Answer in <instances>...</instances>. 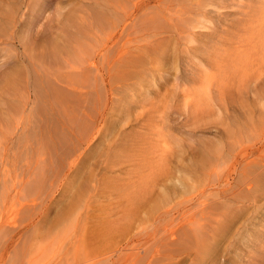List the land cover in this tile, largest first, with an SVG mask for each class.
I'll return each instance as SVG.
<instances>
[{
    "label": "bare ground",
    "instance_id": "1",
    "mask_svg": "<svg viewBox=\"0 0 264 264\" xmlns=\"http://www.w3.org/2000/svg\"><path fill=\"white\" fill-rule=\"evenodd\" d=\"M235 1L95 0L94 4L96 8H94L95 6L93 7L95 9L93 16L95 15L100 20L103 19V23L99 29L100 33L98 32L100 34L99 38L97 37L98 35L95 36L96 34H94L98 41L92 35L90 37L93 40L95 39L94 42H97L99 47L96 48L95 44V47L91 45L93 46L92 49H82L83 47L79 49L73 48L74 50L56 49L53 53V59L50 60L49 58L50 61L47 59L48 62L43 61L33 65V70H30V66L28 67V64H25L24 59L21 60L24 69L22 68V72L9 76L10 80L7 82V91L5 92L9 101L3 104L4 107L0 106V239L2 237L0 241V261L5 257V252L13 243V238L15 237L11 214V211L14 209L13 207H18L17 210L20 209L21 211L34 209L35 212L38 211L36 213L38 214V221L36 223H47L45 221H48L49 215L47 213L53 207V205L50 206L53 203L52 201L59 198L65 199L66 196L64 198L63 193L67 192V185L72 183L71 177L74 176L73 174L75 172L84 169L81 165L84 163V159H87L88 155L82 159L81 153L88 154L95 147V144H90L98 138L102 139L106 137L119 111H126V108L128 106L130 107L132 103H137L139 100V102L143 101L140 99L141 94H136L135 91L144 85L145 82L153 81L158 73V68L162 65L166 57L165 51L168 48L179 51L178 55H181L183 59H186L190 53L196 51L201 52L200 56L204 57L207 62L210 60L213 63L211 58L215 57L214 60L217 62L216 66L221 65L226 59L232 61L229 56L228 58H224L217 54L222 51L221 47L226 44L229 48H235L234 38L236 34H239L236 33V30L240 29L239 27H241L242 22H237L238 27L236 28V23L225 24L221 20L222 15L229 7L235 8L238 6L239 10L237 12L242 16L244 15L241 10V1L237 0L238 5H236ZM10 21L8 18L6 23ZM0 29L3 32V36L7 35L8 29ZM8 35L5 38L6 41H1V43L7 42ZM76 37L78 38V36ZM73 38L74 36L71 40ZM82 40L80 43L84 42V38ZM72 42L75 41L72 40ZM120 42L122 45H118ZM82 43L80 46H83ZM84 43L86 48H91L87 46L88 44L86 42ZM70 46L73 47V45ZM236 47L239 49L243 45L238 42ZM50 48L52 50L53 43ZM98 52L100 54H97ZM14 55L17 56L18 54L15 52ZM97 55L99 57L98 60H96ZM46 57L48 58V56ZM32 71L33 73L35 72L34 77H32ZM2 84L1 86L3 87ZM100 93L102 94L100 95ZM94 94L96 97L94 96V100L91 101V97ZM34 103L36 104L33 106ZM133 107H135L134 104L132 105ZM144 111L138 112L136 118L140 119L139 114L142 113L147 115ZM129 116L126 115L124 120L130 121L131 118L129 119ZM242 116H239L238 120L236 119V131L227 133L231 137L224 140L225 146L223 145L217 148L215 143L214 147L216 148L212 146V149L210 147V149L208 147H204V150L202 149L203 152H200L203 158L201 159L202 162L200 160V163H197L199 164V170L202 171L196 172L197 174L194 176L195 181L193 183L186 184V188L183 187L184 185L182 186L185 191L182 189L180 195H184L185 192L186 194L181 203L173 202L172 185H168L167 190H164L163 193L160 192L161 194H157L156 197H149L155 195L152 192H154L155 188L159 187L157 186V182L161 181L160 177H164L165 173H169L170 175V172H166V168H168L166 161H158L157 164L148 161V166H146L147 163H144L145 156L143 154V156L141 155V161H136L138 164H141L138 167L141 170L138 171L140 173L139 180L137 181L135 177V174L138 176L136 172L132 176L136 178V182L133 180L135 182V185L133 184L134 188L130 187L131 184H128L126 188L132 189L134 195L136 193L139 195L141 202L139 204L143 213L138 220L133 219L130 214L132 220L128 221L132 224L136 220L134 227L137 228L132 236H130V231L133 225L128 224V221H125L126 229H128L127 232H124L126 233V237L123 239L121 237L124 235L123 232H118L122 234L121 236L117 234L120 237L119 240L124 241V243H121L123 241H118L122 244L121 248L118 249L119 257L122 256L125 261L129 260L128 264H134L131 260L135 257L138 258V264L146 263L147 254H140L143 251L146 253L150 249L152 242L158 243L160 240L159 245L162 246L161 256L158 258V248L155 249V254L149 255V260L146 264H156L160 259H166V264H182L181 260L184 255L191 258L189 264H212L219 251L223 247H227V242L231 234L234 233L235 219L236 229H239V226L242 224L254 223L255 218L251 217V214L261 213L260 219H257L255 223L262 224V220L264 219V195L261 196L257 192L260 191L258 177L264 172V164H258L264 158V149H261L263 146L260 145L257 148L253 144L245 145L244 142L252 143L256 139H259L257 143L264 141L263 134H259L262 124H264V107L262 110L259 109L257 111L250 109L248 116L245 115L246 117L244 116L243 118ZM148 117L149 115L146 116V119ZM240 118L242 121H240ZM121 132H118L113 139L105 144V150L99 155L100 159L97 160L99 161V166L94 168L97 162L95 164L92 162L90 164L91 166L88 165L91 168L94 164L92 167L94 169L87 170L88 174L86 177L90 185L86 186L89 188H85V186L84 188L85 190L87 189L88 195H85L86 200H82L84 204L80 202V205H83V207L86 204L88 210L90 201L93 200L90 194L92 192H99L100 186L104 187L106 185H103L102 182V185L100 184L101 179L97 175L101 173L103 177H106L105 174H107V171L122 163L118 160V162H115L119 157L117 151L119 147H122L119 142L125 139L122 137ZM233 136H236V142L231 139ZM55 138H58V142L55 141ZM235 145L236 162L233 163V168H229L227 174L223 175L224 169L229 167L230 162L225 165L224 163L227 158H230ZM161 148L170 150V145L163 144ZM146 153L145 151L144 154L148 156V153ZM150 163L155 166L153 167ZM235 165L236 169L239 167L238 177L235 182L236 185L227 188L231 192L223 191L226 194H220L218 199H203L205 194L208 193V189H215L223 183V180L228 179L231 173L233 174ZM170 169L168 168V171ZM113 171L116 172V170ZM118 171L117 177H119ZM105 177L104 180L106 179ZM163 177L162 179L164 180ZM261 177L264 180V174H261ZM62 180L63 182H61ZM87 180L82 181L87 182ZM88 183L82 182L81 184L87 185ZM82 188H80V192H82ZM120 188L123 195V191H126L125 187L123 189V186H119V190ZM129 189L127 191L130 192ZM74 191L79 192L78 190ZM110 191L108 192L110 193ZM55 192L57 194L54 195ZM77 192L76 196L78 197L80 193L78 194ZM112 192L114 191L112 190ZM74 193L70 195L72 196ZM105 193L107 192L105 191ZM105 193L102 192V194ZM98 195L95 196L97 197ZM106 196L108 194H105ZM87 197L89 198L87 199ZM135 197L138 198L137 196ZM98 199L102 202L101 197ZM104 199L103 201L108 200L106 198ZM71 201L65 207L61 204L62 208L59 207L58 211L60 212H57L59 213L57 214L58 217L55 214L58 224L64 221H70V216L76 210L74 208L76 207L74 206L75 204L72 205L73 203ZM107 202L111 203L109 201ZM236 202L239 204H236ZM53 204L57 205L55 202ZM77 205L79 206V204ZM111 205L112 203L109 206ZM164 205L165 207L157 213ZM32 210L29 212L32 213ZM100 211H102L101 208ZM174 212H177V215H173ZM207 212H211L213 215L205 218ZM25 213L28 214L27 212H23L24 215H26ZM31 213L29 214L31 215ZM116 213L117 211L115 210ZM195 213L200 214L198 217H195ZM73 214L75 215V213ZM111 214H108L109 217L115 216L114 213ZM126 215L129 214H125L124 216ZM100 216L107 217L106 214L104 216L100 214ZM29 217L32 218V216ZM29 217L26 216L25 221L27 222L28 218L29 223L32 221L33 224V218L29 220ZM33 217H36V215H33ZM86 217H84L85 220ZM123 218L119 220H123ZM79 222L77 223L79 224ZM118 222L117 220L116 223ZM81 223H84V221ZM114 227L110 228V230ZM253 228H255L254 225ZM244 230L245 232L248 231V229L243 227L238 238L244 235ZM101 232L103 233L104 231ZM107 232L110 231L106 230L105 236L109 234ZM100 233L97 234L98 238ZM102 233L101 235H103ZM50 235H52L50 231L44 230L41 234L36 235V242H40V245L46 242ZM105 236L103 238L100 236L99 239L103 240ZM22 238L25 240L23 236ZM106 238L108 237L106 236ZM161 239L165 241L161 242ZM58 241L56 239V242ZM47 243L40 246L37 245V247H35L36 244L33 245L34 247L30 245L35 248L33 251H26L23 248L26 251L25 255L28 252V256L23 257L21 262L19 260V263H15V261L14 263L51 264L47 260L50 256L47 259L44 257L47 262L42 261V257L46 255L45 251L48 250ZM14 246H10V250H13V254L15 255L17 250L15 251ZM30 246L27 247L30 249ZM59 247L60 245L57 246L58 249ZM49 249L52 250L51 244H49ZM112 249L117 251L114 248ZM19 252L21 253V251ZM87 252L84 253V256ZM91 252L94 253V250H91L89 253ZM107 252L110 251L108 250ZM112 254L106 255L104 260H108ZM98 255L96 254L95 257H98ZM87 257L89 256L87 255ZM95 257L91 260V264L100 261V259ZM9 262L12 263L13 261H8V264H10ZM78 263L75 260L73 263L53 262L52 264Z\"/></svg>",
    "mask_w": 264,
    "mask_h": 264
},
{
    "label": "rangeland",
    "instance_id": "2",
    "mask_svg": "<svg viewBox=\"0 0 264 264\" xmlns=\"http://www.w3.org/2000/svg\"><path fill=\"white\" fill-rule=\"evenodd\" d=\"M240 1L242 3L241 10L244 14L243 16L237 12L239 8L238 6H236L235 8H227L226 12L222 15L221 18V20L225 24L236 23V28L238 27L237 22H242V24L240 25L241 27H239L240 29L236 30V33L239 34H236V37L234 38L236 44L235 48H229L228 45L224 43L226 45L222 44L224 45L221 47L222 51L217 54L220 57L224 58H228L229 56L232 61L226 59L225 62L220 61L222 62L221 65L216 66L217 62L214 60L215 57L211 58L213 60V63L210 60L207 62L204 57L200 56L201 52L196 51L194 53H190L186 59H183L181 58V55H178L179 51L175 49L171 50L170 48H168V50L165 51L166 57L162 65L158 68V73L154 77L153 81L148 83L145 82L144 85H142L137 91H135L136 94H141L140 99H142L143 101L139 102V100L137 103H132V105L134 104L135 107L132 108V105L130 107L128 106V108H126V111H119L116 115L117 118L115 119L113 126H111L112 128L110 129V131L107 132L106 137H103L102 139L98 138L92 144L89 143L90 145L95 144V147L92 149V151L90 150L89 153L87 150L88 154L81 153V156L83 157L82 159L86 158V155H88L87 159H84V163H81V166L84 169L75 172L73 174L74 176L71 177L72 183L67 185L68 189H66L69 193H63V197L65 198L66 196V198H59L52 201L53 203H57V205L51 203L50 206L53 205V207H51L49 209L50 212L48 211L47 213V215H49L48 221H45L47 223H36V221H38V214H36L38 211L35 212L34 209V211L32 209H29V211L32 210V213L22 210L23 212L31 213V215L29 213V215L26 213V215H24L20 209L17 210L18 207H13L14 209L11 211V214L12 220L14 222H12V227H14L15 229V237L13 238L14 244L12 243L10 246L13 247L15 245L14 249L15 251H17L14 255V251L10 250L11 247L9 246L4 255L5 259L1 258L2 260L0 261V264H8V261H13L12 263L9 262L10 264L19 263V260L21 262L23 257L28 256V252L27 255H25L26 251H33L35 249L33 248V245L36 244L35 247L39 245L40 242L37 243L35 237L36 235L41 234L44 230H48L52 234L50 235V237H48L49 239H47L48 243L47 241L42 243H47L46 245L48 246V250L45 251V254L47 256L44 255L42 257V261L44 262H47L48 260V262H51V264L53 262L73 263L76 260L80 264H91V260L96 256V254H99L98 257L95 258L100 259V261H97L95 264H128L129 260L125 261L122 256L119 257L120 254L118 249L121 248V243H124V241L119 240L120 237L118 235L120 233L118 232H123L125 236L122 234H120V236L122 235L121 237L124 239V237H126V233L124 232H127L128 230L126 229L125 221L127 222L128 220H132V218L138 220V218L143 213L142 208L140 207L141 202L139 195H137V193L136 195H134L132 189L131 192V190L128 188L130 190L129 192L126 188L128 184H131L130 187L134 188L133 184L135 185L136 178L137 181L139 180L138 178L140 173L138 171L141 170L138 167H140L141 164H138L137 162L141 159V157L143 155L145 156L144 163H147L146 166H148V161H150L151 163L154 162L153 164H157L158 161H166L168 164L167 167L172 169V171L171 169L170 171H168V168H166V172H170V175L169 173H165L164 177L160 175L161 181L157 182V186L159 187L155 188L154 192H152L155 195H152L151 193L152 196L149 197H156L157 194L163 193L164 190L166 191L168 185H172V199L174 198L173 202L181 203L183 202L182 199L186 194L185 192L184 195H180V192L183 189L182 186L184 185L183 187L186 188V184L193 183L195 181L194 176L198 172L202 171L199 170V164L197 163H200V160L203 159L200 152H203L204 147H214L215 143L217 148H220L223 145L225 146L226 144H224V140H227L231 137L227 133L236 131V119L238 120V117L242 115V118L245 115L248 116V111L250 109L257 111L259 109L262 110L264 107V0ZM94 2L95 0H0V28H2L3 30L8 29L7 35L10 33L8 35L7 42L1 43V41H6L5 38L7 35L3 36V32H1L0 29L1 107H4L3 104L9 101L8 96L5 95V92L7 91V82L10 80L9 76H13L18 72H22L24 69V65L21 61L22 59H24L25 64H28V67L30 66V70H33V65L39 64L43 61L48 62L47 59L49 60V58L50 60L53 59V53L56 49L74 50L73 48L79 49L82 47V49H92L93 46L95 47V44L96 48L99 47L97 42H94L95 39L93 40V38H96V40L98 41L97 37L99 38L100 36L99 29L102 26L103 19H101V21L100 18L96 17L95 15L93 16L95 11L94 8H96ZM235 3L236 5H238L237 0L235 1ZM8 18L11 21L9 23H6ZM94 34H96L95 36H98L95 37ZM75 35L78 36L79 39ZM91 35L93 38L90 37ZM73 36L75 39L73 38L72 40L75 42H72L71 40ZM83 38L84 42L88 44L87 46L91 48H86V46H84V42V44L81 42L83 46H80V41H83ZM238 42L239 44H242L243 47H239V49H237L236 46L238 45ZM52 43L53 48L51 50L50 47ZM122 43L120 42L118 45H122ZM70 45H73V47H71ZM15 52L19 56L14 55ZM97 54L100 53L98 52ZM46 56H48V58ZM98 59L99 57L97 55L96 60ZM31 73L33 74L32 77H34L35 72L33 73L32 71ZM5 79L6 81H4ZM1 84L3 85V87L1 86ZM101 94L102 93H100V95ZM94 96L95 94L91 97V101L94 100ZM142 102L144 106L142 105ZM35 104L36 103H34L33 106ZM144 109H146V111H144ZM140 111H144L145 114L147 113V115H149L148 119H146L147 115H144L143 113L139 114L141 117L140 119L136 118V115H138V112ZM243 111L244 114L246 113L245 115L243 114ZM239 113H241L242 115H239ZM126 115H130V121L124 120V117ZM240 121H242L241 118ZM118 132H121L122 137H124L125 139L123 138L124 140L120 141L124 144L119 142L120 146L122 145V147H119V150L117 151V155L119 157L115 162L120 161L122 163H119L120 166L118 165L111 169V172L107 171V174H105L106 177L104 176L106 178L105 180L101 173L97 175V177H100L99 179H101L100 184L102 185L103 183V185H106L104 187L100 186V193L96 192V194L95 192H92L90 194L93 200L91 198L92 201H90L91 203L89 206L90 212H88L89 210L87 208L88 206L86 207V204L84 205V207L83 205H80V202H82L83 199L86 200L85 198L88 195L87 189L85 190V188H89L86 186L90 185L86 177L88 174L87 170H90L94 166L95 162H97V165L95 164L94 168L99 166V161L97 160L100 159L99 155L105 150V144L109 140L113 139L118 134ZM259 134H263L264 138V124H262ZM231 139L236 142V136H233ZM55 141L58 142V138H55ZM61 141L63 142L62 139ZM257 141H259V139L253 140L252 143H244L245 145H256V148L258 145H260L263 146L261 147V149H264V141L262 143H257ZM163 144L170 145V150H167V148L162 149L161 147L163 146ZM143 151H146L148 153V156L145 155ZM138 155L139 157L137 158ZM92 162L94 164L90 168L88 165L92 164ZM229 162V167L224 169L223 175H226L227 170L229 168H233V163L236 162V145L231 152L230 158L226 159L224 165ZM193 163L195 164L193 165ZM258 164L263 165L264 158ZM154 166L155 165H153V167ZM238 169L239 167L236 169L235 165V171L233 172V174L231 173L229 178L223 180V183L221 185H218L215 189H208V193L205 194V197L203 199H218L220 194H226V192L223 191L231 192V190H227V188L236 185L235 182L238 177ZM113 170H116V172ZM117 171L119 177H117ZM136 172L138 173V176L137 174H135ZM134 174L136 175V178L132 177L134 176ZM261 174H264V172ZM261 174L258 177L260 183V191H258L257 193L263 196L264 180L262 179ZM128 175L130 178L128 177ZM162 177L164 178V180L162 179ZM85 179L87 180V182H84L86 181ZM61 182H63V180ZM82 182L88 184L82 185ZM107 183L109 184L108 187ZM121 184L123 186V189L125 187L126 190L123 191V195L121 188L119 190V186L122 187ZM80 188H82V192H80ZM102 188H104V191L102 190ZM74 190H80L79 192L76 191L78 194L80 193V196L77 197ZM112 190L114 192H112ZM183 190L185 191V189ZM220 190L221 192H219ZM72 191H74L75 193ZM105 191L107 193H105ZM108 191H110V193ZM102 192H104L106 195L108 194V196L105 197V194H102ZM71 193H74L75 195L72 194L71 196ZM55 194H57V192H55L54 195ZM67 194H69V196H67ZM95 195L101 197L103 203L100 199H98L99 197L97 196V198ZM135 196H137L138 198H136ZM103 197L108 200L103 201L105 200ZM88 198L89 197H87V199ZM132 199H134L135 201ZM70 200H72V205L75 204L74 206H76H73L74 208H76V210L73 212L75 213V215L72 213V215L70 216V221L68 220L58 224L55 214L57 216V214H59L57 212H60L58 211L59 207L62 208V205L63 207H65ZM110 200L115 202V204H113V202ZM107 201L111 202L112 205L109 206L111 203H108ZM87 203H89V201H87ZM77 204H79V206ZM81 204L84 203L82 202ZM236 204L239 203L236 202ZM165 205L161 207L157 211V213L161 211L165 207ZM100 208L102 211H100ZM106 208L115 209L117 211L116 214H119V216L115 214V210L113 211V209H107V211ZM13 211L14 213H16L14 214ZM104 212L107 216L106 218L100 216V214L104 216ZM106 212H109L108 214L114 213L115 216L109 217ZM77 214L78 216L76 217ZM125 214H129L126 215L128 217L124 216ZM199 214L200 213H195L194 216L198 217ZM33 215H36V217H33ZM173 215H177V212H174ZM210 215L213 214L211 212H207L205 214V218ZM26 216H32L33 219L29 217V220L32 219L33 224L32 221H30L29 223L28 218L27 222L25 221ZM80 216H87L88 218L86 217L85 220L83 217V220ZM260 216L261 213H255V215L254 213L253 215L251 214V217L255 218L254 223H250L247 225L242 224L239 226V229H236L235 219L234 233L231 234L226 245L227 247H223L219 251L212 264H264V219L262 220V224L255 223L257 219H260ZM121 217L125 218H123V220H119L122 219ZM117 220L119 221L118 223H116ZM136 220L134 221L135 223ZM83 221L84 223H81ZM77 222H79V224ZM134 222H132V224L129 223V221L127 222L128 224L133 225L132 227L130 225V227L132 228H130V236H132V234H134L137 229L134 227ZM51 223H53L54 225ZM121 224H123V228L121 227ZM118 225H120L119 228H117ZM253 225L255 226V228H253ZM112 227L114 228L110 230V228ZM243 227H245V229H248V231L245 232L244 230V235L241 238H238V235ZM106 230L110 231L107 232L109 234H106L108 238H106L105 236ZM101 231L104 232L102 233ZM100 232L105 236V239H99L100 236H102V238L104 237ZM98 233H100L99 238L97 236ZM22 236L25 238V240L22 238ZM56 239L57 241H59L56 242ZM51 240H53L54 242L52 241V243ZM118 241L123 242L119 243ZM162 241L165 240L161 239V242ZM49 244L52 245V250L49 249ZM58 244L60 245V247L63 245L61 248L59 247L60 250L57 248V246H59ZM159 244L160 240L158 241V243L152 242L150 249L146 253L143 251L140 254H147L146 263H148L149 255L151 256L155 254V249L157 248L158 258L161 256L162 246H160ZM30 245H32L33 247ZM27 246H30L31 248L29 249ZM112 248L117 251H114ZM53 249L55 250L53 251ZM91 250H94V253H89ZM108 250L110 252H107ZM19 251H21V253ZM86 252L87 254H85V256L87 257L88 255L92 258H86L84 256V253ZM101 253H104V255H102ZM110 253L114 254H112V256H110L108 260H104L105 256L109 255ZM58 254L60 255L57 256ZM44 257H46V259L47 257L49 258L46 260ZM190 259L191 258H188V256H182V264H189ZM131 262L134 264H138V258L135 257L131 260ZM170 263L172 262L170 261ZM156 264H166V259H160L156 262Z\"/></svg>",
    "mask_w": 264,
    "mask_h": 264
}]
</instances>
